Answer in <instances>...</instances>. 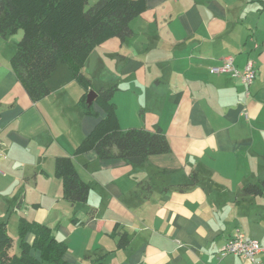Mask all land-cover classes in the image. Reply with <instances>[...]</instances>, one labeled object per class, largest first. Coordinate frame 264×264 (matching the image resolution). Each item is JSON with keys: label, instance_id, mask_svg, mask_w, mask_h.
Here are the masks:
<instances>
[{"label": "crops", "instance_id": "obj_1", "mask_svg": "<svg viewBox=\"0 0 264 264\" xmlns=\"http://www.w3.org/2000/svg\"><path fill=\"white\" fill-rule=\"evenodd\" d=\"M131 28L124 41L97 46L83 72L95 91L119 87L113 102L123 129L166 134L172 151L146 160L74 155L105 112L95 105L99 115L86 114L74 81L32 101L10 65L22 32L0 36V220L33 199L38 212L28 208L20 218L51 227L67 243L70 264H94L97 256L105 264H264V252L255 263L219 254L238 231L264 243V194L241 193L264 180L259 0H147ZM229 55L240 71L254 62L250 86L211 72ZM63 156L92 185L69 215L55 175ZM116 224L128 235L126 248H117Z\"/></svg>", "mask_w": 264, "mask_h": 264}, {"label": "trees", "instance_id": "obj_2", "mask_svg": "<svg viewBox=\"0 0 264 264\" xmlns=\"http://www.w3.org/2000/svg\"><path fill=\"white\" fill-rule=\"evenodd\" d=\"M264 11V0H259ZM1 0L0 36L8 38L21 31L22 37L10 65L32 101L36 102L70 82L84 90L79 104L88 115L98 116V105L105 116L77 145L74 155L94 151L99 159H127L172 151L166 134L144 128L123 129L113 102L119 89L113 85L98 89L94 103L87 102L92 80L83 68L91 52L110 38L124 41L133 34L131 22L147 9V0ZM55 175L63 182L64 197L71 204L86 203L92 185L84 181L72 157L55 160ZM191 184L185 185L189 187ZM242 195H263L260 184H246ZM20 254H12L14 240L8 233V222L0 220V264H70L65 258L68 245L59 240L51 227L21 217L19 221ZM117 248H126V232H117ZM33 235L32 241L26 239ZM92 256H87L91 259ZM94 264H105L97 256Z\"/></svg>", "mask_w": 264, "mask_h": 264}, {"label": "built area", "instance_id": "obj_3", "mask_svg": "<svg viewBox=\"0 0 264 264\" xmlns=\"http://www.w3.org/2000/svg\"><path fill=\"white\" fill-rule=\"evenodd\" d=\"M212 73H227L234 78H240L247 86H250L256 78L255 65L252 60H248L243 71H240L234 64L233 56H226L222 64L211 67ZM5 156V151L0 146V158ZM0 172L2 170L0 169ZM264 252V243L257 239L248 237L238 231L233 237L229 238L219 249L221 257L235 254L256 262V256Z\"/></svg>", "mask_w": 264, "mask_h": 264}, {"label": "rangeland", "instance_id": "obj_4", "mask_svg": "<svg viewBox=\"0 0 264 264\" xmlns=\"http://www.w3.org/2000/svg\"><path fill=\"white\" fill-rule=\"evenodd\" d=\"M96 1L97 0H89L90 4L88 5V7H90ZM20 32L21 31L15 33L13 35V38H15V35L19 34ZM99 78H97V80H96V82L98 84L102 83L101 79H99ZM73 84H74L73 86H76L79 90H83V88L78 83L74 82ZM72 92H73V89L71 88L70 93L73 94ZM32 201H33V199H30L29 197H28V199L25 198L24 202H23V208H22L23 212L15 211V213H13V210H12L11 213L8 214L7 216H5V218H4V220H6L8 222V233H9V236L14 240L13 247L11 249V253L12 254L19 255L20 251H21L20 250L19 229H18L19 221H20V215L27 214L26 211H27L28 208H31V210H34V211L38 212V209L34 208V206H33L34 204H33ZM65 202H66L65 210L68 211V215H69L70 214V202H68L67 200ZM25 218L28 219V220H31V218H29L28 216L25 217ZM26 239L28 241H32L33 235L32 234H28Z\"/></svg>", "mask_w": 264, "mask_h": 264}, {"label": "water", "instance_id": "obj_5", "mask_svg": "<svg viewBox=\"0 0 264 264\" xmlns=\"http://www.w3.org/2000/svg\"><path fill=\"white\" fill-rule=\"evenodd\" d=\"M97 96V92L95 90H91L88 94L87 102L89 105L94 103V100Z\"/></svg>", "mask_w": 264, "mask_h": 264}]
</instances>
